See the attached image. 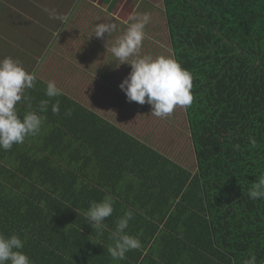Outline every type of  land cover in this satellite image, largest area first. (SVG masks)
I'll list each match as a JSON object with an SVG mask.
<instances>
[{"label": "trees", "instance_id": "1", "mask_svg": "<svg viewBox=\"0 0 264 264\" xmlns=\"http://www.w3.org/2000/svg\"><path fill=\"white\" fill-rule=\"evenodd\" d=\"M163 4L171 52L161 53L193 77L194 100L184 111L195 169L162 154L149 137L126 132L71 91L49 99L47 83L37 78L16 110L21 117L30 110L44 117L40 131L11 150L0 149V233L24 240L23 252L34 264H243L252 254L264 264V200L248 198L264 174V0ZM15 8L4 18L21 30L30 23L14 13L30 7ZM155 23L145 27L139 56L157 55L153 42L161 25ZM5 35L3 50L18 36ZM33 44L24 42L28 58ZM87 44L97 55L106 48ZM113 76L94 61L85 79L95 89ZM42 100H49L46 112L39 111ZM56 101L58 114L51 110ZM106 195L114 211L98 232L83 213ZM129 209L134 218L126 232L141 247L113 260L111 234Z\"/></svg>", "mask_w": 264, "mask_h": 264}, {"label": "rangeland", "instance_id": "2", "mask_svg": "<svg viewBox=\"0 0 264 264\" xmlns=\"http://www.w3.org/2000/svg\"><path fill=\"white\" fill-rule=\"evenodd\" d=\"M90 1L92 6L89 8L95 10L96 17L99 16V13L107 16L109 14L110 17L114 16L123 21L124 24L130 22L129 17L134 13H149L150 21L147 25L151 28L154 27L155 22L161 25L158 33L160 37H157L155 42H153L156 47L154 51L157 55H164L161 53L163 51L166 53L171 52L165 30L163 0ZM41 4L54 7V13L57 16H65L62 12L63 9L67 11V7L71 10L75 6H80V0H64L59 3L56 0H43ZM0 5L2 6H0V39L1 34H6L5 36L8 38L12 35H18L14 42H11L10 49L3 50L1 48L2 42H0V59L11 57L19 60L23 67L27 65L28 68L33 64L29 72L35 71L37 78L41 79L44 83H47L49 80H54L57 87L65 92L71 91L70 93L75 94L83 103L101 116L111 121L115 120L120 128L140 139L149 137L148 142L155 149L190 171H194L195 154L184 108L177 107L171 116L159 118L151 115V106L147 103L141 105L136 102H129L125 93L119 88V84L129 72L130 65L123 64L119 68H116L114 59L110 60V48L115 41L108 42V45L107 42H102V45L106 48L103 49L100 55H97L94 46H89L87 42H77V36L83 34V31H85V28L81 24L79 25L80 28L73 29V25L68 20H61V23L55 21L51 25H49L50 23H43V19L47 17L41 14V12H38V0H23V3L20 4L19 2L18 5L13 0H0ZM15 7H30L24 15L21 11L14 13V18L19 20L24 19L30 23L25 27L23 25L21 30L18 26H15L14 22L4 18L8 16L9 9H14ZM3 11L7 15H4ZM78 22L79 19L77 18L76 23ZM64 24H66L65 30H60L61 33L58 34V27ZM40 26L48 30V32L38 30V32L49 36L45 48H40L41 42L39 39L42 36L38 35V41L34 42V44L25 38L27 34L29 36L33 33L38 34V32H34L31 28H38ZM73 32L77 33L76 37L72 36L71 33ZM56 35L58 38L57 41L52 42V39ZM66 36L68 39L71 36L76 40L68 42ZM150 37L152 38V35ZM22 38L25 40H22ZM24 42L27 46H32L33 44V48L35 49V53L29 57L30 59L26 57L25 50L27 49L24 46ZM49 48L50 50L47 52ZM141 49L142 46L139 50ZM40 60L41 62L38 64ZM94 61L96 63L99 62V65L108 66L109 73H114L109 85L102 82L100 86L94 89L86 81V74ZM106 87L111 89V91L106 92ZM118 92H122V94L119 95Z\"/></svg>", "mask_w": 264, "mask_h": 264}, {"label": "clouds", "instance_id": "3", "mask_svg": "<svg viewBox=\"0 0 264 264\" xmlns=\"http://www.w3.org/2000/svg\"><path fill=\"white\" fill-rule=\"evenodd\" d=\"M49 14L62 21L68 19L67 16H57L51 11ZM129 21L122 35L110 48L116 68L123 64L130 65V72L119 84L127 100L141 105L147 103L151 106V115L159 118L171 116L177 107L186 109L191 106L194 100L191 92L193 77L189 70L171 55H138L145 39V27L150 21V14L134 13ZM116 30L115 23H98L94 34L97 38H104L105 33L109 36ZM36 80L37 73L27 71L19 60L11 57L0 59V149L11 150L14 144H22L26 137L34 136L40 131L44 117L35 110H30L21 117L16 110L18 102L28 100L25 90L32 89ZM63 94L54 80L47 82L45 95L49 99ZM48 104L49 100H42L39 111L46 112ZM51 110L59 113V101L51 105ZM66 115H71V110H67ZM252 143L255 144V141L252 140ZM248 198L264 200V174L248 189ZM113 204L114 199L110 195L89 203L83 214L93 229L102 232L106 218L114 211ZM133 218L134 212L129 209L116 221L115 230L111 234L112 243L107 249L113 260H123L128 251L141 247L140 240L126 232L129 221ZM24 243L17 234L6 236L0 233V264H34L23 252ZM243 264H256L255 254L245 259Z\"/></svg>", "mask_w": 264, "mask_h": 264}, {"label": "crops", "instance_id": "4", "mask_svg": "<svg viewBox=\"0 0 264 264\" xmlns=\"http://www.w3.org/2000/svg\"><path fill=\"white\" fill-rule=\"evenodd\" d=\"M56 1L59 3V2H63L64 0H56ZM93 1H95V0H93ZM41 3H43V0H38V12H41V14H43L44 16L47 17V18L43 19V23H50L49 25H51L55 21H57V23H61L60 19L52 18L49 14L50 11L51 12L55 11V10H53L54 7H49L48 5H43ZM91 6H92V3L90 0H80V6H75V7L71 8V10L69 9V7H67V11H64V9L62 11L64 13V15L68 17V19H67L68 22H70L73 25V29L80 28V26H79L80 24L83 28H85V31H83V34L77 36V42H107V40H108V42L115 41L120 36L117 31L121 29V25L124 22L121 21L120 19L115 18L114 16H112V18H111L109 16V14L107 16L105 14L99 13V16L96 17L95 10H93L92 8L91 9L89 8ZM46 9L49 11H46ZM77 18L79 19L78 23H76ZM113 18H115L117 20H113ZM38 22H40V21L38 20ZM98 23H115L117 25V30L114 31L113 33H111V35H109V36H107V33H105L104 38L97 39V37L92 33L95 30V25ZM35 28H37V27H35ZM58 28H59V30L57 32H58V34H60L61 33L60 30H65L66 24L61 25V27H58ZM37 29L41 30L42 32H44V31L48 32V30L45 29L43 26H40ZM73 29H71V30H73ZM36 32H38V31H36ZM71 34L73 37H76V35H77V33H75V32H73ZM38 35L44 36V34H41V33H39V34L33 33L31 35L30 41H32V42L38 41ZM73 37L69 36V39H68L66 36V39L68 42H73L74 40H76ZM48 38H49V36L45 35V37H42L39 39L41 42L40 48L46 47V42H48V40H47ZM57 39L58 38L56 35L52 39V42H56ZM49 50H50V48L47 50V52ZM47 52H46V54H48ZM39 63L40 62H38V64ZM39 80H41V79H39Z\"/></svg>", "mask_w": 264, "mask_h": 264}]
</instances>
